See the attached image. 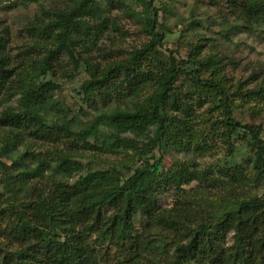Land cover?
<instances>
[{
    "label": "trees",
    "instance_id": "trees-1",
    "mask_svg": "<svg viewBox=\"0 0 264 264\" xmlns=\"http://www.w3.org/2000/svg\"><path fill=\"white\" fill-rule=\"evenodd\" d=\"M28 1L36 2L41 12L35 14V21L28 28L32 36L30 43L12 53L6 48L7 29L0 31V108L4 101L18 95L15 106L0 110V129L6 132L5 136L0 135V157L13 153L19 142L55 146L65 144L64 141L71 144L74 139L92 138L109 146L122 142L137 150L138 162L133 168H127L125 174L115 167L102 173L90 171L73 182H64L60 177L52 182L48 179L51 173L54 176L74 170L79 164L75 159L77 151L54 149L52 153L58 157L55 167L39 160L33 167L24 165L22 159L14 160L12 165L4 164L1 180L7 187L0 193V264H264V192L261 196L244 191L235 193L238 186L243 188L244 182L250 181L252 172L256 180L263 181L261 125L242 124L232 117L230 110H223V132L245 130L251 138L252 144L248 146L254 153L247 165L224 159L221 165H210L204 174L195 170L193 164L190 169L172 172L164 171V155L148 156L154 147H149L152 128L158 133L157 141L164 139L163 148L192 152L207 148L198 140L195 126L188 118L192 110L175 84L180 74L176 58L157 56L163 35L156 30L158 14L150 6L152 2H148L152 11L148 10L140 20L147 23L145 32L151 40L134 51V59L138 61L153 51L154 57L165 60L164 67L157 72L149 69L138 76L143 68L139 66L134 77H130V65H116L102 72L96 67L92 69L86 53L82 56L78 51L80 47L89 52L95 44L92 39L84 42L81 29L87 25L79 18L86 14L101 15L99 2L65 0L58 5L54 0H46L48 4L42 0ZM223 1L234 17L244 23L264 24V0ZM21 5L26 7L27 1ZM65 53L74 62V70L80 61L85 65L88 78L80 89L86 101L108 105L89 122L74 115L67 118L56 97L59 85L52 78L56 74L55 64H60ZM218 62L213 57L192 56L181 64L185 65L183 74L197 78L205 90L228 96L216 69ZM115 72L123 75L119 82L115 81ZM206 72L212 76L216 73L217 81L214 77L208 78ZM66 74L70 78L74 73ZM126 83L141 98L129 103L130 106L111 105L114 100L111 92L121 93ZM144 87L146 92L142 94ZM224 101L226 107L227 99ZM102 125L115 127L117 132L106 134ZM121 133L132 134L134 138H120ZM233 147L228 148L231 153ZM28 156L31 157L25 150L24 157ZM197 173L202 175L198 177ZM14 178L21 184L22 197L18 195L13 198L17 202L11 203L12 197L18 194V190L12 189ZM194 179L204 188L225 180L226 200L214 212H208L200 200L183 195L171 207L160 204V195L171 190L184 192L181 185ZM221 188L225 189L216 187ZM138 218L142 221L141 228L135 226ZM229 234L232 242L225 245ZM106 240L127 256L114 260L103 246Z\"/></svg>",
    "mask_w": 264,
    "mask_h": 264
},
{
    "label": "rangeland",
    "instance_id": "rangeland-1",
    "mask_svg": "<svg viewBox=\"0 0 264 264\" xmlns=\"http://www.w3.org/2000/svg\"><path fill=\"white\" fill-rule=\"evenodd\" d=\"M24 0H3L0 3V31L7 29L8 35L6 48L12 53L18 51V48L30 43L32 37L28 28L35 21V17L41 13L39 5L33 1H27V6L21 5ZM48 4L46 0H42ZM60 5L65 0H54ZM101 15L86 14L79 18L83 25L81 37L84 42L94 40V45L89 52L86 49L78 48V51L88 57L90 67L98 68L99 71L105 72L106 68L116 65L123 67L130 65L128 76L134 77L136 67H143L138 76L147 73L149 69L154 71L163 70V62L159 60L153 51L143 56L141 59H134V51L141 49L150 43L151 37L146 34L145 26L147 23L140 22L151 7L156 8L158 14V24L156 30L163 35L161 40L162 46L158 47L157 56H163L169 59L175 57L177 61V71L180 73L175 84L178 90L187 100L192 110V115L188 116L193 122L192 126L197 134L198 140L204 142L207 148L203 152H192L184 149L179 150L173 147L163 148L157 141V132L151 129V145L153 151L149 157H159L164 155V171L176 172L182 169H190L191 164L195 170L204 174L205 169L210 165H221L224 159L232 162L243 163L247 165L249 158L253 156L251 138L247 131L238 130L235 133H224L225 119L223 110L228 109L232 112V117L242 124L261 125V137L264 141V24L248 25L239 18L234 17L232 10L228 8L223 0L212 3L211 0H96ZM151 1V7L148 2ZM152 11V10H151ZM40 15V14H39ZM87 33V35H85ZM6 40V39H5ZM79 46V45H78ZM195 56L201 58L213 57L218 59L216 69L224 85L227 88V95H216L197 83V78L187 74L181 64L184 60ZM137 61V62H136ZM56 74L53 80L58 83L59 91L56 97L61 101L62 108L67 112V118L77 116L83 122H89L101 109H106L107 104L97 102L95 105L89 104L81 93L80 86L88 78L85 65L80 61L77 70H74V62L65 53L60 64H55ZM65 72L73 74L72 77L65 75ZM138 72V70H136ZM117 77L116 82L122 78V74L114 73ZM208 75V72L205 73ZM204 75L205 78H207ZM203 77V76H202ZM217 81V75H208ZM207 78V79H208ZM210 80V79H208ZM138 80L135 79L134 83ZM132 86L128 83L122 87V92L115 90L111 92L110 97L114 99L111 105L127 104L137 101L141 98L132 93ZM142 88V87H140ZM143 89V88H142ZM129 90V92H128ZM146 92L145 87L142 94ZM18 95H14L10 101H4V107H13L17 104ZM227 99L224 107V99ZM182 101V100H181ZM130 103V104H129ZM106 134H115V127L101 126ZM6 132L0 129V135L5 136ZM132 134L121 133L118 137L134 138ZM70 139H74L73 137ZM73 143L63 142L60 145H47L42 143L19 142L16 150L11 154L0 157V193L7 187L3 182L4 173L3 165H12L14 160L22 159L24 165L33 167L35 163H46L50 167H55L58 163V157L55 156L54 149H63L67 151H77L79 154L75 158L79 164L74 170H67L64 173H57L53 176L51 173L48 181L55 177H60L64 182L75 181L78 176L86 175L88 172L95 173L113 171L116 168L122 170L125 174L127 168H133L138 162L137 150H133L122 142L115 143L112 146L102 145L98 140L92 138H78ZM89 143V144H88ZM146 143V141H145ZM143 147H147L146 144ZM161 145V147H159ZM234 145L232 153L229 146ZM167 147V146H166ZM25 150L31 155L24 157ZM36 159H34V158ZM247 161V162H246ZM17 166H21L19 163ZM27 167V166H26ZM58 168V167H56ZM49 169V168H48ZM53 169V168H52ZM194 170V169H193ZM47 174V171H46ZM198 177L202 174L197 173ZM215 174H217L215 172ZM71 175V176H70ZM220 175V174H219ZM222 177V175H220ZM252 172L250 181H245V186H238L237 191L249 192L255 196H261L264 192L263 181L254 178ZM264 177V176H263ZM224 178V177H223ZM15 185L12 189L18 190L15 197L22 195V187L18 178L13 179ZM47 181V179H45ZM45 181V182H46ZM218 182V186L225 187L216 189L217 185L200 186L199 181L194 179L189 183L181 185L182 191L171 190L159 196V202L163 207H171L181 195L187 196L188 199L201 201L208 209V212H214L223 202L224 195L227 197L228 186L223 181ZM48 187L47 184L43 183ZM109 185V184H108ZM8 186V188H10ZM190 194V195H188ZM19 195V196H18ZM22 197V196H21ZM20 199V198H19ZM4 204V203H3ZM142 221L140 218L135 220V226L141 228ZM232 242V236L229 234L224 242L228 245ZM103 246L107 248L108 253L115 260L126 257L125 251L116 248L110 241H104Z\"/></svg>",
    "mask_w": 264,
    "mask_h": 264
}]
</instances>
